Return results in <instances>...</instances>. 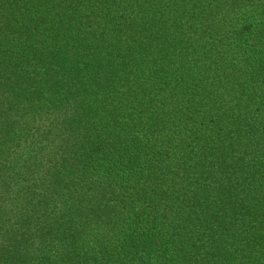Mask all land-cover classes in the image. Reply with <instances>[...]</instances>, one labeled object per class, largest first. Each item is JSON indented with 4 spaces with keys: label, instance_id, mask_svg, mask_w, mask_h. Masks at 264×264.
I'll return each mask as SVG.
<instances>
[{
    "label": "trees",
    "instance_id": "1",
    "mask_svg": "<svg viewBox=\"0 0 264 264\" xmlns=\"http://www.w3.org/2000/svg\"><path fill=\"white\" fill-rule=\"evenodd\" d=\"M0 264H264V0H0Z\"/></svg>",
    "mask_w": 264,
    "mask_h": 264
}]
</instances>
